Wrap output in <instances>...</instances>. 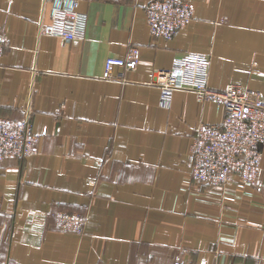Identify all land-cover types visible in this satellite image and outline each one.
<instances>
[{"label":"crops","instance_id":"1","mask_svg":"<svg viewBox=\"0 0 264 264\" xmlns=\"http://www.w3.org/2000/svg\"><path fill=\"white\" fill-rule=\"evenodd\" d=\"M149 0H85L83 39L42 34L52 3L0 0V116L30 111L39 152L0 163V264H264V145L250 186L219 191L191 178L189 144L224 106L192 91L160 100L157 71L187 53L210 58L208 86L264 102V0H188L171 39L148 28ZM138 65L103 78L108 57ZM59 211L85 217L81 235Z\"/></svg>","mask_w":264,"mask_h":264},{"label":"built area","instance_id":"2","mask_svg":"<svg viewBox=\"0 0 264 264\" xmlns=\"http://www.w3.org/2000/svg\"><path fill=\"white\" fill-rule=\"evenodd\" d=\"M52 3L50 22L41 25L47 36L66 41L83 39L87 15L79 10L85 0H43ZM119 1V0H109ZM145 16L154 37L171 39L193 19V7L188 0H149ZM6 48V33L0 29V55ZM139 49L128 48L127 56L108 57L103 78L120 79L113 74L116 67L126 72L138 65ZM210 58L207 55L187 53L176 59L170 69L157 71L155 83L160 88V100L168 105L172 95L179 90L192 91L199 101H218L224 106V119L219 124L200 122L195 128L190 144L191 178L210 185L219 191L232 182L241 186L253 185L261 171L264 145V102L257 91L228 84L222 90L208 86ZM41 135L33 132L31 114L26 110L22 119L0 116V163L9 158H24L39 152ZM59 226L81 235L85 217L78 213H56ZM174 264H192L181 260ZM205 264V263H198Z\"/></svg>","mask_w":264,"mask_h":264}]
</instances>
